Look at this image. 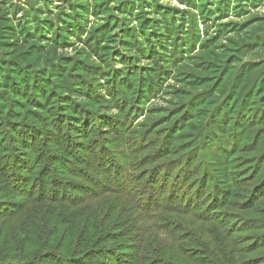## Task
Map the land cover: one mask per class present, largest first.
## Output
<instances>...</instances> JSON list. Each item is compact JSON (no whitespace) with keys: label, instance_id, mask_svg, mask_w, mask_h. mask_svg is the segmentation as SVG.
<instances>
[{"label":"rangeland","instance_id":"1","mask_svg":"<svg viewBox=\"0 0 264 264\" xmlns=\"http://www.w3.org/2000/svg\"><path fill=\"white\" fill-rule=\"evenodd\" d=\"M262 81L264 0H0V264H264Z\"/></svg>","mask_w":264,"mask_h":264},{"label":"trees","instance_id":"2","mask_svg":"<svg viewBox=\"0 0 264 264\" xmlns=\"http://www.w3.org/2000/svg\"><path fill=\"white\" fill-rule=\"evenodd\" d=\"M124 43H125L126 46H129V45H131L132 42L131 41L130 42L124 41ZM261 84H262V88H263V92H262L261 97L264 98V81H262ZM256 91H260V88H257ZM260 106L262 107L261 108V111H264V103L261 104ZM84 125H85V123H84ZM73 128L74 129L76 128L75 130L73 129L74 132H76V131L77 132H80L78 125L77 126H74ZM7 168H8V166H7ZM6 173H5V170L4 169L0 170V180L6 181V183H10V181H11V183L14 186V179L11 178V176L13 174L6 175ZM30 175H31V177L34 178V174H30ZM18 189H24V188L22 187V188H18ZM20 191H21V193L25 192V190H20ZM27 198L29 200L24 205L17 206L16 210L13 212V215L14 216H17L18 215L17 216L18 217V220L16 222V226L18 228V232L22 231V233H23L22 235L23 236H26L25 230L24 229L23 230H20L19 229L20 228L19 226L27 227V226L30 225L33 228L32 224L30 223V220L31 221H33V220L35 221L37 218H43V217L45 219H49L50 218V222H52V220H53V224H52V227H51L50 231H47L44 228L41 231H39L41 235H46L47 236L45 238L46 240L44 241V243L38 244L36 240H33V241L29 240L27 243H21V241H20V242H18L17 245H15V246L13 245L12 246L11 251L14 253L13 256L15 254H17L19 257H21L20 255L22 254L21 251L23 249L24 250H30L29 253H31L32 255L33 254L35 255L36 253H39L42 249H44L46 247L55 246V244H53V243H54L55 237L57 236V234L60 231L59 230V226H58L59 222H61L60 217H59V214L57 216H55L52 213V212H54V210H50V208H49L51 205L54 206V203L55 202L53 203V201H51L50 204H48V206H47V203L44 204L43 205V209L46 211V213L43 212V211H40V214H39L37 212V210H35L36 207L39 206V205H41L42 203H44L46 201L41 200V196L40 197L39 196H37V197L34 196L33 197V194H31ZM5 216L7 217L8 215H5ZM61 225H62V222H61ZM63 225H71V223L64 222ZM36 231H38V230H35V228H34V232H36ZM14 232H16V231H14ZM31 235H35V233L34 234H31ZM12 236L13 235H10L9 238H11ZM19 237H22V236H17L18 240H19ZM141 240H142V238H141ZM10 244H13V242H11V240H8L6 242V245L8 246ZM84 253H86L88 256L91 255V258L89 260L92 263L93 262L94 263L96 262V264H123L121 262L124 261L123 259L120 258V255L121 254L120 253L118 254L116 252H107L106 253V251H104V250L97 249L96 251H93V252H90L89 251V252H84ZM202 256L203 257H201L199 259H204V260H202L204 264H219V262L224 259L223 258V255L222 256L220 255L221 256L220 259H211L210 256L207 255V254H203ZM109 257L111 259L110 260H107V258H109ZM118 259H119V261H118ZM90 261H88V264L91 263ZM202 261H199V262H202ZM14 262L15 261L10 262V263H4V264H13ZM198 264H200V263H198Z\"/></svg>","mask_w":264,"mask_h":264}]
</instances>
